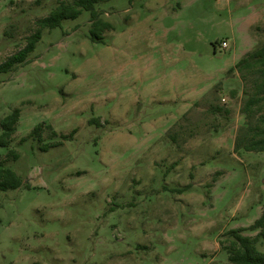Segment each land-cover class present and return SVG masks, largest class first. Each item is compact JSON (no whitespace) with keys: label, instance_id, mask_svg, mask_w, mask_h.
Here are the masks:
<instances>
[{"label":"rangeland","instance_id":"1","mask_svg":"<svg viewBox=\"0 0 264 264\" xmlns=\"http://www.w3.org/2000/svg\"><path fill=\"white\" fill-rule=\"evenodd\" d=\"M62 1L0 0V63ZM96 8L104 42L85 10L0 73V120L20 109L0 159L16 150L23 178L0 191V264H228V231L256 235L264 211V152L235 149L245 86L231 71L264 43V0ZM39 124L43 142L28 137Z\"/></svg>","mask_w":264,"mask_h":264},{"label":"trees","instance_id":"2","mask_svg":"<svg viewBox=\"0 0 264 264\" xmlns=\"http://www.w3.org/2000/svg\"><path fill=\"white\" fill-rule=\"evenodd\" d=\"M100 0H73L72 2H60L50 13L36 20L38 28L31 34L26 45L19 51L10 55L0 63V73L14 70L20 64L29 61V55L35 50L37 43L42 37L45 28L53 29L62 25L66 19H76L83 11L91 13L90 38L93 41L104 42V33L113 29L112 23L100 17L96 5ZM231 71H238L245 86V101L243 113L246 122L236 138V152L246 150L250 152H264V43L256 49L248 52L242 57ZM20 118V109L15 108L0 120V146H10ZM91 123L98 122L96 118ZM44 124L37 125L28 137H35L43 142ZM50 127V126H49ZM74 129L69 135L62 134L63 139H68L76 133ZM55 136L57 132L52 131ZM28 137L21 139L24 142ZM62 141L56 143H43L41 150L48 151L53 146H59ZM10 158L17 160L19 153L11 149L6 157L0 159V191L17 189L23 184V178L15 170L11 169L7 162ZM246 228L240 227L228 231V243L221 242L228 253V264H264V211L259 218L249 227L251 230H258L254 236L243 234ZM264 246V245H263Z\"/></svg>","mask_w":264,"mask_h":264},{"label":"built area","instance_id":"3","mask_svg":"<svg viewBox=\"0 0 264 264\" xmlns=\"http://www.w3.org/2000/svg\"><path fill=\"white\" fill-rule=\"evenodd\" d=\"M228 45H229L228 42L225 41V40L221 42V47L222 48H226V47H228Z\"/></svg>","mask_w":264,"mask_h":264}]
</instances>
